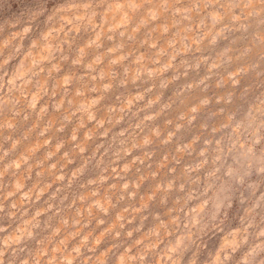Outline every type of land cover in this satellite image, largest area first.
Masks as SVG:
<instances>
[{"label": "rangeland", "instance_id": "obj_1", "mask_svg": "<svg viewBox=\"0 0 264 264\" xmlns=\"http://www.w3.org/2000/svg\"><path fill=\"white\" fill-rule=\"evenodd\" d=\"M0 264H264V0H0Z\"/></svg>", "mask_w": 264, "mask_h": 264}]
</instances>
